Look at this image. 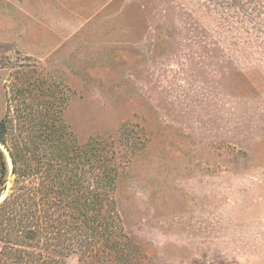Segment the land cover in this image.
I'll return each mask as SVG.
<instances>
[{"label":"rangeland","instance_id":"obj_1","mask_svg":"<svg viewBox=\"0 0 264 264\" xmlns=\"http://www.w3.org/2000/svg\"><path fill=\"white\" fill-rule=\"evenodd\" d=\"M218 1L0 0V121L117 148L119 264H264V27Z\"/></svg>","mask_w":264,"mask_h":264},{"label":"trees","instance_id":"obj_2","mask_svg":"<svg viewBox=\"0 0 264 264\" xmlns=\"http://www.w3.org/2000/svg\"><path fill=\"white\" fill-rule=\"evenodd\" d=\"M217 4L264 27V0ZM58 104L52 116L25 113L17 132L8 118L0 121V197L11 171L19 184L0 202V264H67L71 254L119 264L131 249L113 195L118 150L101 138L79 142L63 118L65 101Z\"/></svg>","mask_w":264,"mask_h":264}]
</instances>
